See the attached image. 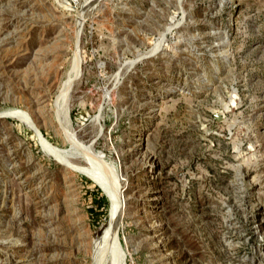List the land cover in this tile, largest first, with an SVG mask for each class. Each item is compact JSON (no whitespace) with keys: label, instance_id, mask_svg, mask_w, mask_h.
<instances>
[{"label":"rangeland","instance_id":"1","mask_svg":"<svg viewBox=\"0 0 264 264\" xmlns=\"http://www.w3.org/2000/svg\"><path fill=\"white\" fill-rule=\"evenodd\" d=\"M1 113L0 264H264V0H0Z\"/></svg>","mask_w":264,"mask_h":264},{"label":"bare ground","instance_id":"2","mask_svg":"<svg viewBox=\"0 0 264 264\" xmlns=\"http://www.w3.org/2000/svg\"><path fill=\"white\" fill-rule=\"evenodd\" d=\"M51 68V67H50ZM72 79H74V78H72ZM71 79V80H72ZM72 83V82H71ZM70 83V84H71ZM70 84H69V86H70ZM68 87V86H67ZM69 88V87H68ZM67 88V89H68ZM66 89V88H65ZM66 91H69V90H66ZM63 92V91H62ZM65 92V91H64ZM66 93H68V92H66ZM64 94V93H63ZM66 96V95H65ZM0 116L1 117H3L2 116V113L0 114ZM45 143V142H44ZM47 145V144H46ZM47 148V150H49L48 149V147H46ZM51 150L53 149V148H50ZM55 153L57 154V152H59V151H57V149H55ZM49 153V152H48ZM53 153H54V151H53ZM60 153L62 154V152L60 151ZM60 153H58V155H61ZM51 154V153H50ZM55 154V155H56ZM56 157H58L59 158V156H56ZM64 158L63 157V155H61L60 156V158ZM61 158V159H62ZM60 159V160H61ZM65 164V163H64ZM93 171V170H92ZM91 172V171H90ZM89 174V173H88ZM92 175V174H91ZM97 179V178H96ZM99 179V178H98ZM98 181V180H97ZM99 182V184L103 187V189L107 192V195L109 196V197H112V200H113V198H115V196L113 195V194H115V192L113 193L111 190L112 189H110V187L103 181V180H99L98 181ZM114 196V197H113ZM115 201V200H114ZM115 232H116V227L114 226V227H110L103 235H102V237L101 238H99V242H98V244H97V248H96V255H95V257L97 258H95L96 260H97V264H105L106 262H107V260H108V258H109V253H106L107 252V249H108V247L110 246V245H115L116 244V249H117V247H118V249H119V252H120V254H119V252H117L118 253V255H120V257L118 258L117 257V253L115 254L114 252H111V255L110 256H112L111 257V264H124V252H122V250H121V247L119 246V242L117 241L118 240V238L116 239L114 236H115ZM117 233V232H116ZM115 243V244H114ZM111 247V246H110ZM115 249V247L113 246V249L112 250H114ZM115 249V250H116Z\"/></svg>","mask_w":264,"mask_h":264},{"label":"trees","instance_id":"3","mask_svg":"<svg viewBox=\"0 0 264 264\" xmlns=\"http://www.w3.org/2000/svg\"><path fill=\"white\" fill-rule=\"evenodd\" d=\"M103 201H104V202H106V201H107V198H106V197H104V198H103Z\"/></svg>","mask_w":264,"mask_h":264}]
</instances>
